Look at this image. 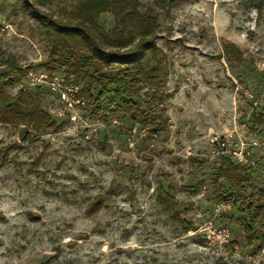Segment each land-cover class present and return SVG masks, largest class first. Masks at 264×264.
Masks as SVG:
<instances>
[{"label":"rangeland","instance_id":"1","mask_svg":"<svg viewBox=\"0 0 264 264\" xmlns=\"http://www.w3.org/2000/svg\"><path fill=\"white\" fill-rule=\"evenodd\" d=\"M29 1L56 16L76 2ZM254 1L139 0L156 11L169 70L168 128L147 143L145 132L132 136L117 119H89L76 88L40 70L48 48L36 21L19 0H0V55L34 67L26 84H39L43 106L62 120L39 135L0 122V264H264V248H246L220 217L230 208L218 210L206 168L221 149H234L246 159L232 156L240 165L264 170V124L253 122L264 115V0ZM96 22L106 31L112 16ZM228 44L242 62L225 53ZM170 182L193 223L187 232L156 202L159 184Z\"/></svg>","mask_w":264,"mask_h":264},{"label":"trees","instance_id":"2","mask_svg":"<svg viewBox=\"0 0 264 264\" xmlns=\"http://www.w3.org/2000/svg\"><path fill=\"white\" fill-rule=\"evenodd\" d=\"M19 3L36 21L35 31L48 48L46 58L38 64L40 70L49 80L58 76L63 85L76 88L77 99L83 103L89 119H117L119 127L123 126L129 134L134 125L146 128L147 143L153 135L166 132L169 70L166 55L157 44L159 31L153 8L142 9L139 0H76L70 12L56 16L29 0ZM104 13L112 16L111 27L106 31L96 22ZM224 47L228 56L243 61L234 44ZM0 66H4L0 73V122L25 126L26 135H39L47 129L58 131L62 120L43 106L35 90L39 84L31 87L25 82L28 69L34 67L24 68L13 55L2 53ZM8 84L18 86L15 93L5 91L3 85ZM253 122L264 124V115L257 113ZM206 168L216 183V201L231 204L220 217L227 225L236 226L234 235L246 248L262 250L264 170L240 165L227 154ZM204 183V179H199L196 186ZM175 187L171 182L166 186L159 184L156 202L176 219L182 232H187L193 223L176 203ZM111 190L95 194L90 208H100Z\"/></svg>","mask_w":264,"mask_h":264},{"label":"built area","instance_id":"3","mask_svg":"<svg viewBox=\"0 0 264 264\" xmlns=\"http://www.w3.org/2000/svg\"><path fill=\"white\" fill-rule=\"evenodd\" d=\"M114 121L116 122V119H114ZM139 132L141 133H144L147 134V130L146 128H141L139 129L136 125L132 126V128L130 129V134L132 136L136 135V134H140ZM155 138V135H153L151 137V141H153ZM214 143H218V145H220L221 147H223L225 144L224 142H217L216 140H213ZM129 144H132V141L129 140ZM151 145H153V142H151ZM221 152L223 154H227V155H231V156H235L237 158V160L239 162H242V163H245L246 162V159L244 157V154L242 153V151H236V150H225V149H221ZM231 204L229 202H221L220 204L217 205L218 207V210H225L227 208H230Z\"/></svg>","mask_w":264,"mask_h":264}]
</instances>
